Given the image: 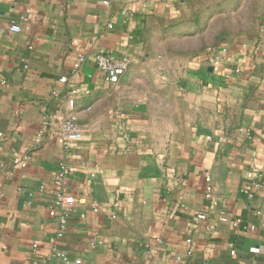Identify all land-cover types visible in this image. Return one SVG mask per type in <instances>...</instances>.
<instances>
[{
    "label": "crops",
    "instance_id": "crops-1",
    "mask_svg": "<svg viewBox=\"0 0 264 264\" xmlns=\"http://www.w3.org/2000/svg\"><path fill=\"white\" fill-rule=\"evenodd\" d=\"M186 2L0 0V264H32L54 244L80 264L264 263V24L215 66L207 48H170ZM99 52L131 58L117 83ZM63 75L81 90L83 138L69 154L44 124ZM61 163L74 168L69 193L104 210L81 204L57 239L48 209ZM251 170L263 185L249 198Z\"/></svg>",
    "mask_w": 264,
    "mask_h": 264
},
{
    "label": "built area",
    "instance_id": "built-area-1",
    "mask_svg": "<svg viewBox=\"0 0 264 264\" xmlns=\"http://www.w3.org/2000/svg\"><path fill=\"white\" fill-rule=\"evenodd\" d=\"M11 30L19 32L22 30L20 25L14 24ZM205 55L208 60L215 65H221L225 60H231L230 47L228 44L210 46L207 48ZM87 57L80 55L79 65L87 62ZM132 60L128 55L116 56L110 52H99L95 56V65L97 69L103 74L104 80L108 83L115 84L127 72ZM236 71H239L238 69ZM61 89H53L51 94L55 100L61 97V101L57 102L55 108L52 110L50 116L45 117L44 124L51 126V133L56 136L59 144L62 146L66 154H69L76 144L83 138V132L78 125L79 111L78 100L81 95L79 86L72 82L67 75H63L58 80ZM116 123L122 127L123 122L129 119V115L122 111L115 112ZM45 130H40L37 136V143L43 144ZM128 135H125V140H128ZM16 164L22 166L26 165L25 162L15 160ZM74 168L66 163H61L58 172L54 177V199L52 205L48 209L51 217L58 220V228L56 231V238L60 239L69 228V220L81 204L87 203L88 208L92 211H102L104 206L101 203L91 198L88 202L82 199H77L73 194L69 193V175ZM248 182L242 186L241 191L249 198L255 196V191L262 187L263 173L253 170L246 174ZM210 180V178H207ZM207 197H212V186L209 185L206 191ZM112 218H117L119 213L118 204H113L109 208ZM82 217L85 214H81ZM206 213L197 214V220L206 219ZM222 222H227L226 216H221ZM238 223V222H237ZM251 228H254L251 225ZM38 242L33 244L34 249L38 248ZM264 254V248L258 249ZM235 254V250H231ZM32 264H80L77 260L73 259L69 252L54 244L52 249L39 259H35ZM264 264V263H263Z\"/></svg>",
    "mask_w": 264,
    "mask_h": 264
},
{
    "label": "rangeland",
    "instance_id": "rangeland-1",
    "mask_svg": "<svg viewBox=\"0 0 264 264\" xmlns=\"http://www.w3.org/2000/svg\"><path fill=\"white\" fill-rule=\"evenodd\" d=\"M182 13L185 28L170 48L198 55L210 46L256 35L264 24V0H187Z\"/></svg>",
    "mask_w": 264,
    "mask_h": 264
}]
</instances>
